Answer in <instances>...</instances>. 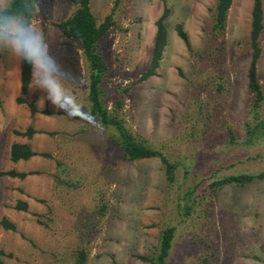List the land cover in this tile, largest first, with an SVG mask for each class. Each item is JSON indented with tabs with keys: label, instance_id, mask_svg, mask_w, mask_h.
I'll list each match as a JSON object with an SVG mask.
<instances>
[{
	"label": "rangeland",
	"instance_id": "1",
	"mask_svg": "<svg viewBox=\"0 0 264 264\" xmlns=\"http://www.w3.org/2000/svg\"><path fill=\"white\" fill-rule=\"evenodd\" d=\"M216 2L91 1L99 22L110 13L116 20L99 43L108 66L105 104L113 108L121 99L126 125L178 162L170 185L159 158L124 159L113 129L91 115L81 43L56 24L77 2L38 0L32 25L64 64V82L83 98L78 114L69 116L32 79L26 102H18L22 59L0 49V258L5 264H76L81 248L87 251L85 264H149L140 256L155 253L167 226L176 228L167 264H264V179L212 187L228 175L264 170V134L245 141L253 121L248 84L253 0H233L222 33L213 28ZM166 8L168 40L160 67L141 79L151 65L156 21ZM259 42L264 90V28ZM261 112L264 118V102ZM29 125L36 130L31 138L17 133ZM231 130L236 143L230 142ZM15 141L30 143L40 154L14 162ZM10 169L31 173L24 178L3 173ZM189 191L193 209L187 214ZM21 200L28 202L27 210L17 207ZM5 216L15 229L3 226Z\"/></svg>",
	"mask_w": 264,
	"mask_h": 264
},
{
	"label": "trees",
	"instance_id": "2",
	"mask_svg": "<svg viewBox=\"0 0 264 264\" xmlns=\"http://www.w3.org/2000/svg\"><path fill=\"white\" fill-rule=\"evenodd\" d=\"M77 2L75 10L64 20L57 22L56 24L61 28L63 34L68 39L76 38L80 41L86 63L89 68V93L88 99L91 108V115L96 117L100 123L105 126H110L113 129V139L121 153V156L130 161H136L145 158H159L165 166V174L168 184L173 185L176 181L178 162L173 160L162 149L155 147L151 142L144 138L141 134L135 133L127 125L125 117L123 116L122 100L117 101V104L113 108H109L104 101V90L102 88V81L108 70L107 62L100 51L99 43L102 37L107 31L116 23L114 13L108 14L102 22H99L96 15L92 11V0H74ZM233 4V0H217L214 12H213V28L216 33H222L226 29V22L228 18L229 9ZM31 23L37 11L38 0H31ZM20 7V0H16L13 4V9L17 10ZM169 9L166 8L164 13L156 21L157 33L155 37L153 55L150 67L143 73L141 79H146L157 73L160 67L161 59L163 57L164 50L168 40V27L167 16ZM264 28V2L263 0H253L252 9V28H251V47L253 49L251 62L248 69V84L249 89L253 93L252 99V112L253 121L249 122L247 126L246 142H252L256 139L258 134H264V118L262 116L261 108L264 102V90L259 80L258 75V63L262 54V47L259 42L260 35ZM177 31L179 36L190 47L189 36L184 30L182 24L177 25ZM22 59L21 63V93L17 98L18 102H26V95L29 91L32 79L33 68L32 65L25 59ZM220 83L219 86H223ZM125 91V90H124ZM30 110L35 113L37 110L36 103L34 101L29 103ZM36 132L32 125H29L24 132L17 131L19 134H23L31 138ZM230 142L236 143V135L230 131ZM11 159L14 162L20 160H28L35 155L40 154L34 150L28 142L15 141L11 145ZM47 155V154H45ZM10 176H16L20 178L26 177L28 172L17 171L16 169H10L5 172ZM33 173V172H32ZM264 179V170L259 172H243L233 175H228L212 183L213 188H220L226 184H234L238 186H245L254 181ZM193 191H189L186 194L187 203L185 211L189 214L193 209V204L189 203L192 200L191 194ZM17 207L23 210L29 208L28 202L20 201ZM2 224L7 229H15L16 224L9 217L5 216L2 219ZM175 227H165L160 236L159 245L155 253L151 256H140L149 264H167L168 258L171 253V249L174 243ZM87 260V251L81 248L76 255V264H85ZM0 264H5L3 259L0 258Z\"/></svg>",
	"mask_w": 264,
	"mask_h": 264
},
{
	"label": "clouds",
	"instance_id": "3",
	"mask_svg": "<svg viewBox=\"0 0 264 264\" xmlns=\"http://www.w3.org/2000/svg\"><path fill=\"white\" fill-rule=\"evenodd\" d=\"M0 0V49L27 60L33 68V82L43 90L47 99L69 116L78 114L83 94L64 82L66 69L60 58L53 54L45 34L31 23V0ZM40 51L33 54L32 49Z\"/></svg>",
	"mask_w": 264,
	"mask_h": 264
}]
</instances>
